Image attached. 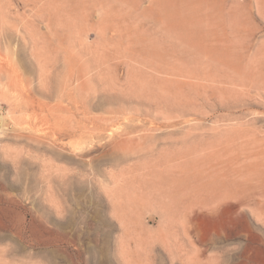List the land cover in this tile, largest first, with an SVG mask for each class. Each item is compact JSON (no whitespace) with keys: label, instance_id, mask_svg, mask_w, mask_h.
Returning <instances> with one entry per match:
<instances>
[{"label":"rangeland","instance_id":"374dc122","mask_svg":"<svg viewBox=\"0 0 264 264\" xmlns=\"http://www.w3.org/2000/svg\"><path fill=\"white\" fill-rule=\"evenodd\" d=\"M0 264H264V0H0Z\"/></svg>","mask_w":264,"mask_h":264}]
</instances>
